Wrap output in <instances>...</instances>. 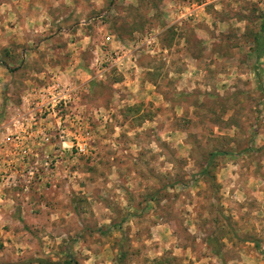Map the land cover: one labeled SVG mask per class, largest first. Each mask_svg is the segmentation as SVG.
Masks as SVG:
<instances>
[{"label":"rangeland","instance_id":"374dc122","mask_svg":"<svg viewBox=\"0 0 264 264\" xmlns=\"http://www.w3.org/2000/svg\"><path fill=\"white\" fill-rule=\"evenodd\" d=\"M263 21L264 0H0V122L69 92L54 166L0 188V264H264ZM67 115L84 154L58 156Z\"/></svg>","mask_w":264,"mask_h":264},{"label":"built area","instance_id":"2783aa9c","mask_svg":"<svg viewBox=\"0 0 264 264\" xmlns=\"http://www.w3.org/2000/svg\"><path fill=\"white\" fill-rule=\"evenodd\" d=\"M68 90L53 85L39 93V97L27 99L22 112L10 118L9 121L0 122V188L11 190H27L29 186L37 184L42 170H51L54 166V127L48 120L54 116V108L59 105L66 106L69 102ZM62 120L58 117L57 134L59 139V155L65 152L84 154L86 143L83 134L70 135L64 123L68 115ZM50 147V152L48 148ZM53 155V156H51ZM42 159V161H40ZM0 195L3 194L0 189ZM6 200V199H5Z\"/></svg>","mask_w":264,"mask_h":264},{"label":"trees","instance_id":"16d2710c","mask_svg":"<svg viewBox=\"0 0 264 264\" xmlns=\"http://www.w3.org/2000/svg\"><path fill=\"white\" fill-rule=\"evenodd\" d=\"M261 30L264 31V21L261 23ZM261 36H258L255 39L257 52H261L264 50V38H263V36L262 37Z\"/></svg>","mask_w":264,"mask_h":264}]
</instances>
